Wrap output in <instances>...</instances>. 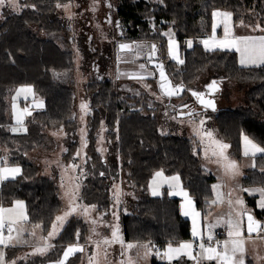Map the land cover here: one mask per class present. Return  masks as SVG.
I'll use <instances>...</instances> for the list:
<instances>
[{
	"label": "trees",
	"instance_id": "1",
	"mask_svg": "<svg viewBox=\"0 0 264 264\" xmlns=\"http://www.w3.org/2000/svg\"><path fill=\"white\" fill-rule=\"evenodd\" d=\"M70 0H21L22 10L12 12L5 7L0 19V145L10 149L9 163L23 169V177L0 187V204L23 200L29 224H41L47 233L63 208L59 185L55 178L43 175L39 164L27 155L36 148L54 149L55 141L49 130L63 129L67 133L65 162L76 159L78 149L77 121L72 118L74 88L61 73L70 76L75 69L67 23L59 16L57 4ZM34 6V7H33ZM228 10L235 22L264 23V0H119L116 15L121 20L125 41L155 43L158 57L166 64L174 84L181 81L192 87L198 76L207 70L218 72L210 80H231L249 85L246 102L238 107H220L213 112L220 136L231 145V152L242 158L241 132L264 145V65L243 67L235 51H206L202 45L187 48L190 38L210 35L214 10ZM172 29L185 63L178 65L167 55L166 30ZM51 35H54L53 37ZM209 80V81H210ZM31 85L44 102L42 109L30 106L32 115L26 119L27 132L13 133L14 126L8 99L12 88ZM86 98L91 101L88 117L87 162L81 199L95 204L106 218L111 215L114 201L112 184L122 173L136 187L138 196L130 202L131 212L121 208V224L128 241L149 242L165 246L191 236V221L181 214L180 202L164 193L153 196L147 187L158 170L178 174L183 187L194 197L196 207L206 217L214 198V177L206 172L200 154L194 151V140L160 131V122L148 104V96H125L109 78H93L85 86ZM105 122L107 156L98 151V135ZM257 167L242 179L243 186L264 187V157H256ZM103 173V175H101ZM24 177H27L26 179ZM254 200L253 197H251ZM248 199V200H249ZM264 222V211H254ZM87 241L88 223L72 216L55 239L54 250L34 257L25 264H39L60 259L67 244ZM8 249H6L7 252ZM8 256V254H7ZM81 253L72 256L67 264H75ZM152 264H167L153 258ZM19 264H24L20 262ZM173 264H192L184 259Z\"/></svg>",
	"mask_w": 264,
	"mask_h": 264
},
{
	"label": "snow or ice",
	"instance_id": "2",
	"mask_svg": "<svg viewBox=\"0 0 264 264\" xmlns=\"http://www.w3.org/2000/svg\"><path fill=\"white\" fill-rule=\"evenodd\" d=\"M6 0H0V7H3ZM7 3L12 7H18L16 0H7ZM34 7V6H33ZM57 7L68 8V5L57 4ZM111 7V5H109ZM212 17L214 23L212 25V35L200 41L206 51H216V50H235L239 53V63L242 66H261L264 65V35L260 36H238L234 34L233 31V13L230 11L214 10L212 12ZM71 18V17H69ZM109 23L111 21L109 20ZM117 27H120L117 21ZM223 25L224 35L222 38H217L216 28ZM240 25L244 26L243 20L240 21ZM259 30L264 32V27L258 23L254 26L253 31ZM163 35L168 37L167 40V55L171 60H174L178 65H183L185 60L182 58L180 53V45L176 41L174 33L171 31L163 33ZM187 47H193V41H186ZM119 50L121 53H131L133 56L132 61L139 59L142 55L145 56L149 63L153 64L154 71H148L146 64H140L139 68L141 72L130 75L129 78L136 79L138 81H145L150 76H156L158 73V86L161 90V94L168 98L173 96H179L186 90V86L183 81L179 84H174L173 80L170 78L169 74L166 72L165 63L158 57L159 47L153 44L146 43H120ZM118 60L123 58L118 54ZM219 81H212L206 87L208 92L191 91L192 96H194L197 102L206 111L211 109L213 112L217 110L216 101L214 98L215 93L219 92ZM145 88H151V85L144 84ZM155 95V93H153ZM35 92L31 85L21 86L16 90V95L14 100L23 96L27 99L29 96L34 98V107L37 109H42L44 107V102L42 99H35ZM158 99L160 97H157ZM81 111L87 114L88 105L86 103L81 104ZM13 115L15 118V126H10L9 131L13 133L27 132L28 129L24 123L25 116L32 115L29 107H24L20 109L16 103H13ZM173 108L175 106L173 105ZM183 108H189V111L184 113L181 112L179 115L190 117V123L195 124L196 118L201 116L200 112L195 109H191L189 105H183ZM167 114V113H166ZM84 117L81 116L83 121ZM172 119H176L175 116ZM207 119L210 117L199 119L198 125L194 127V135L198 137L200 144L204 145V156L205 159L212 160L215 158L214 162L218 163L224 170L226 175L233 178L243 175L240 170V165L236 160L232 159L228 154V149L231 147L230 144L218 139L214 134L213 130L205 129ZM62 131V129H61ZM84 130L82 129V132ZM56 135V133H53ZM241 138L243 142V155L249 158L252 162L248 167H257L256 157L258 155L264 157V145L257 142L254 138L241 132ZM83 147L87 146L86 140L82 136ZM66 151V149H65ZM80 152H77V156ZM73 171H75L79 165L72 164L69 166ZM261 172H264V166L260 168ZM81 175L83 172L81 171ZM103 175V173H101ZM23 177V169L18 164H10L7 159L0 158V186H3L6 182H15L18 178ZM25 179L27 177H24ZM75 180H79V177H75ZM167 185L170 196H181L183 197V203L181 204L182 214L184 216H190L192 219V230L191 235L193 237L192 241L189 242H179L174 244L173 242H168L165 249L161 251L156 248L151 241L145 244H134L131 242H125L122 234L120 233L119 225L111 226V237L104 238L102 242H95L96 247L99 249L101 245L111 246L112 244H119L122 248L121 255L126 257V260H121L119 264H137V261L132 257L128 256V252L133 248L143 249V254L140 256L141 259L147 261L150 257L156 256L161 260H166L167 264H173V262H180L184 259L192 260L194 264H205V262H215V264H246V253L248 244H256L257 242L264 244V222L258 220L253 210L248 209L245 206L244 200L237 197L233 202L231 199L228 200L230 206L233 203L239 206V211L235 214L229 213L228 219L225 221L227 225V239L223 241L216 240L213 234V229L221 222L219 219L216 224L207 225V239L205 240V233L202 230L200 224L201 213L195 208L193 198L184 189L180 176L174 175L171 177L164 176L163 170L157 171L154 174V178L149 185L151 194L153 196H162L161 188ZM80 184L74 183L71 188L64 192V196L68 200L67 210L63 211L61 215H57L55 220L52 222L51 229L47 232V235L41 238V243L38 246L33 247V251L28 254L32 256H45L49 250L53 249L55 245L52 244V240L56 238L63 229L64 225L67 223L68 218L76 215H88L90 210L95 209V205L84 206L77 201L80 198L79 190ZM61 187H65L63 178L61 182ZM221 185H213V191L216 192V198L211 201L212 204L223 203V193L220 192ZM114 199L117 203H120V196L122 191L118 185H114ZM244 192L249 193V195L259 194V200L257 201V208L264 211V187L260 188H242ZM231 194L229 193V196ZM82 209V211H80ZM115 215V213H114ZM118 220L119 217L117 216ZM29 221V216L26 211V206L24 201L15 200L12 205L5 207L0 204V264H16L15 260L8 261L6 259V253L4 249L15 247L17 244L28 243L27 240L22 238L23 233L26 231L24 224ZM91 223L95 225L96 220H92ZM34 229L41 228L39 223L33 226ZM95 232V228L92 229ZM32 236L36 233L33 230L31 232ZM80 233H76V243L69 244L63 250L62 257L58 259L55 264H67L69 258L78 252H84V245L79 244ZM105 256H107V249H104ZM99 253L94 254L89 257V264H98L96 257ZM137 255H140L138 252ZM26 257H20L19 259H25ZM257 260H264V256H257Z\"/></svg>",
	"mask_w": 264,
	"mask_h": 264
},
{
	"label": "rangeland",
	"instance_id": "3",
	"mask_svg": "<svg viewBox=\"0 0 264 264\" xmlns=\"http://www.w3.org/2000/svg\"><path fill=\"white\" fill-rule=\"evenodd\" d=\"M18 7H12L6 3L3 7H0V19L3 17V10L5 7L9 8L12 12H20L22 10V3L21 0H16ZM60 5H68V8L65 7H57V13L60 17L64 19L67 23L68 28L71 29L70 33V40H71V48L75 55V69L71 73L70 76L64 75L65 72L61 73L60 76L63 78L66 77V80L71 82L74 88V110L72 118L77 121V135H78V149L77 152H80V155L77 156L76 152V159L71 162H65L63 160V155L67 151V133L62 129H53L49 130L48 133L52 135L56 144H54V149L52 151H48L42 148H36L35 150L29 152L27 155L29 159L33 162L39 164L41 168V173L43 175L55 178L59 185V194L61 196L63 202V208L59 212L58 215H61L63 211L67 210L68 200L64 196V192L71 188L74 183H79L80 190L82 187V183L84 181V171H85V164L87 162V135H88V117L91 111V101L89 98H86V91L85 86L88 82H90L93 78H109L112 79L115 84L116 88L122 93L121 97L124 98L125 96H148V104L156 105L159 103V109L152 110V114L157 116L160 122V131L164 134H175L182 137H187L194 140V151L196 154H200L202 164L208 174L214 176V185H221L220 192L223 193V203L212 204L211 205V213L209 217H213V221L211 224H216L217 220L219 219L221 222L217 225H223L225 221L228 219V214L233 213L235 214L236 211H239V206L233 203L232 206L228 204V200L231 199L233 202L236 200L237 197H240V192L237 190L242 189L240 177L237 176L235 178H230V185L234 189L233 197L227 199V193L225 191V183L226 179L229 176L221 175L220 168H222L218 163H215V158L212 160L205 159L204 156V145L200 144L198 137L194 135V127L198 125L199 119L210 117L207 119L206 124L204 125L205 129L213 130L214 134L218 139L223 140L226 142L219 134L217 127L214 121V114L211 110H201L197 111L200 112L202 115L196 118V123H190V117L188 116H178L175 111H173V105L175 109L178 105L184 104L190 100L193 96L191 93L186 90L183 96L168 98L161 94L160 88L158 86L157 76H150L145 81H138L136 79L129 78L130 75L136 74L141 72L139 68L140 64H146L148 71H154V67L150 66L149 62L142 55L139 59H135V62H128L132 61L133 56L131 53H121L119 50L120 43H131L130 41H125L122 38V35L125 32L124 26L116 15L117 8L119 5V0H70L65 4ZM111 5V7H109ZM71 17V18H69ZM109 20L111 23H109ZM119 22L120 27H117V23ZM171 31L172 29L166 30V32ZM52 37L54 35H51ZM175 36V35H174ZM168 38V37H167ZM138 43H146L151 44L148 41H133ZM118 54L123 58L122 60H118ZM183 54V52H182ZM161 60V58H159ZM220 75L218 72L207 70L204 73H201L196 82L192 85V87H187V89H197L202 90L205 86L211 81L210 79L213 76ZM210 80V81H209ZM144 84L151 85V88H145ZM24 86V85H21ZM21 86L14 87L11 89L8 99L10 101V113L12 115L13 121L15 122V118L13 115V103H16L20 109L24 107H29L31 101L34 99L32 96H29L25 99L23 96L19 97L18 99L14 100L13 98L16 95V90L19 89ZM219 92L215 93L214 96L216 101L218 102V107H238L240 105H244L246 102V92L250 88L249 85L238 84L234 81L229 80H222L220 85ZM35 92V90H34ZM155 93V95L153 94ZM35 98L40 99L37 93L35 92ZM157 97H160L159 99ZM86 103L88 105V111L85 115L84 112L81 111V104ZM199 107V106H198ZM218 108V109H219ZM218 111V110H217ZM167 113V114H166ZM81 116L84 117L83 121L81 120ZM175 116L176 119H172ZM26 118V116H25ZM24 118V121H25ZM15 126V125H14ZM82 129L84 130L82 132ZM106 131L107 126L106 123H102V127L100 129L98 135V151L107 156L109 153L107 139H106ZM56 133V135H53ZM86 140L87 146L83 147V141ZM228 143V142H226ZM229 144V143H228ZM242 153H243V143L241 144ZM231 148V147H230ZM230 148L227 150L229 156L236 160L234 154L231 152ZM5 151L3 152V156L5 159L8 160L7 157L12 155L10 149L4 148ZM66 149V151H65ZM6 152V153H5ZM3 157V158H4ZM237 163H239L237 161ZM72 164L79 165V167L73 171L69 166ZM219 167V169H218ZM81 171L83 175H81ZM160 171V170H159ZM156 173V172H155ZM154 173V174H155ZM164 175L172 176V174H167L163 171ZM178 175V174H174ZM75 177H79V180H75ZM63 182L65 187H61V182ZM128 177L125 173H122V177L115 181L112 184V196L114 197V185H118L122 191V195L120 196V203H117L114 199L112 208H111V215L109 218H106L102 212L97 209V206L92 203H88L82 199H79L77 203L84 205V206H91L95 205L94 210H90L88 215H81L76 214L73 216L82 217L89 226L90 232L89 237L90 239L94 240L95 242H102L104 238L111 237V226L118 224L120 233L124 236L123 227L121 224V208H123L125 213L131 212V205L130 202L135 200L138 196L136 187L130 182ZM154 175L152 176L150 183L152 182ZM149 183V185H150ZM147 187L148 191L151 190ZM79 190V196H80ZM81 198V196H80ZM216 198V192L215 197ZM212 199V200H214ZM244 200L245 206L248 209L255 211V207L253 203H250L245 199ZM23 201V200H22ZM10 205H6L8 207ZM27 211V210H26ZM82 211V209L80 210ZM115 213V215H114ZM119 217L117 220L116 217ZM72 218L69 217L68 219ZM92 220H96L97 223L93 225L91 223ZM207 225L210 224L208 218L206 220ZM33 224L32 226H34ZM41 225V224H40ZM27 226L28 223L24 224V228L26 231L23 233L22 238L27 240V246L23 243L17 244L19 249L15 251V249L8 248L6 253V259L8 261L15 260L16 264H19L21 260L27 261L32 255H28L33 251V247L38 246L41 243V238L46 236L47 233H44L41 228L34 229L32 227L31 232L34 230L36 235L32 236L29 234L26 236L27 233ZM42 226V225H41ZM227 227L226 225H223ZM95 228V232L92 229ZM59 236V235H58ZM56 236V238L58 237ZM55 238V239H56ZM54 240L51 242L54 243ZM84 245L85 251L82 252V261L81 264H89V257L93 256L96 253L99 255L96 257L98 264H119L121 260H126L125 256L121 255L122 248L119 244L117 245H101V248L96 247V243ZM179 242H189L187 240H181ZM178 242V243H179ZM175 244V243H174ZM21 246V247H20ZM159 246V245H158ZM157 247V246H156ZM107 249V256H105L104 249ZM162 251V248L160 249ZM50 252V250H49ZM48 252V253H49ZM140 255H137V253ZM8 254V257H7ZM143 254V249L139 250L138 248H133L128 252V256H132L136 261L137 264H152L153 257H150L147 261H144L140 258ZM20 257H26L25 259H19ZM62 257V256H61ZM60 257V258H61ZM155 257V256H154ZM161 262L166 260H161L160 258L156 257ZM59 259V258H58ZM56 259V261L58 260Z\"/></svg>",
	"mask_w": 264,
	"mask_h": 264
},
{
	"label": "crops",
	"instance_id": "4",
	"mask_svg": "<svg viewBox=\"0 0 264 264\" xmlns=\"http://www.w3.org/2000/svg\"><path fill=\"white\" fill-rule=\"evenodd\" d=\"M217 10H221V9H217ZM222 11H226V10H222ZM228 11V10H227ZM231 12V11H230ZM260 19L261 18H259V17H257V21L256 22H251V23H246V22H244V26H241L240 25V22H235V20H234V16L232 17V21H233V31H234V34L235 35H238V36H247V35H251V36H260V35H264V32H261V31H259V30H255V31H253V28H254V26L256 25V24H260L261 25V27H264V23L262 22V21H260ZM213 23H214V19H213ZM212 35V32H211V34L210 35H207V36H201V37H197V38H190V39H188V40H192L193 41V47H194V45H202L203 47H204V45L200 42V41H202V40H204V39H207V38H209L210 36ZM223 35H224V32H223V25H220L219 27H217L216 28V36H217V38L219 39V38H222L223 37ZM176 39V38H175ZM187 40V41H188ZM176 41H177V39H176ZM178 43H179V41H177ZM192 47V48H193ZM188 48V47H187ZM189 49H191V48H189ZM231 51H235V50H231ZM236 52V51H235ZM180 53H181V56H182V58L184 59V57H183V54H182V51L180 50ZM237 54H238V60H239V53L238 52H236ZM240 64V63H239ZM241 65V64H240ZM243 67H252V66H243ZM36 99V98H35ZM37 100H39V99H37ZM32 105H34V99L31 101V103H30V105H29V107L30 106H32ZM27 117L28 116H26V118H25V121H24V123H26V119H27ZM13 119V118H12ZM14 122V121H13ZM15 123V122H14ZM15 125V124H14ZM61 131V130H60ZM243 142H242V139H241V144H242ZM230 150H231V148H230ZM241 150H242V148H241ZM5 151V149L3 148V147H1V145H0V158H3L4 156H3V152ZM6 153V152H5ZM8 158V160H9V157H7ZM235 158L237 159V161L239 162L238 164L240 165V170H241V172L243 173V175H240L239 177V179L241 180V184H242V179H243V177L247 174V172L249 171V170H252V169H254V168H251V167H248V165L249 164H251V160L249 159V158H246L244 155H243V153H242V158H237L236 156H235ZM4 159H5V157H4ZM9 162V161H8ZM10 164H12V163H10ZM204 167V166H203ZM205 169V168H204ZM218 169H219V167H218ZM206 170V169H205ZM220 170V172H221V175H223V176H229V175H226L225 174V172H224V170H223V168H220L219 169ZM159 171V170H158ZM157 172V171H156ZM207 172V171H206ZM208 173V172H207ZM168 174V173H167ZM164 176H166V177H171V176H169V175H164ZM172 176H174V174H172ZM211 176H213V175H211ZM214 177V176H213ZM230 178H231V176H229V178L228 179H226V183H225V191H226V193H227V199H229V198H231V197H233V192H234V189L231 187V185H230ZM215 179V178H214ZM180 180H181V178H180ZM150 183V182H149ZM181 183H182V180H181ZM183 185V184H182ZM213 185H214V182H213ZM1 187V186H0ZM261 187H263V186H261ZM241 188H247V189H252V188H260V186L259 185H250V186H243L242 185V187ZM188 193H189V191L186 189V188H184ZM161 192L164 194V193H167V195H168V191H169V189H168V187H167V185H164L161 189ZM237 190L240 192V196H241V198H245V199H247V201L248 202H250V203H253V205H254V207H255V209L257 208V201L259 200V194L257 193V194H254V195H249V193H247V192H244V191H242L241 189L239 190V187H237ZM214 192V191H213ZM229 193L231 194L230 196H229ZM190 194V193H189ZM168 196H170V195H168ZM190 196L193 198V201H194V205H195V208H196V210L198 211V212H200L201 213V211L196 207V203H195V200H194V197L190 194ZM170 197H172V198H177L178 200H179V202H180V209H181V204L183 203V197H181V196H170ZM214 197H215V192H214ZM251 197H253L254 198V200H250V199H252ZM250 198V199H249ZM214 199V198H213ZM249 199V200H248ZM17 200V199H16ZM25 203V202H24ZM10 206L12 205V204H9ZM25 206H26V204H25ZM9 207V206H8ZM258 209V208H257ZM27 210V209H26ZM211 205H210V212H209V214L206 216V217H204V216H202V214H201V217H200V224H201V227H202V230L204 231V233H206L207 232V223H206V220H207V218H208V221L210 222V224L212 223V221H213V217H209V215H210V213H211ZM258 210H260V209H258ZM262 211V210H261ZM254 213V212H253ZM181 214H182V210H181ZM183 215V214H182ZM184 216V215H183ZM184 217H187V218H189L190 219V221H191V230H192V219H191V217L190 216H184ZM69 220V219H68ZM29 224V223H28ZM223 225H226V223H223ZM223 225H220V226H217V227H215L213 230H215V229H223L224 231H225V239H227V227H225V226H223ZM65 226V225H64ZM227 226V225H226ZM32 224H29V226H27V233L25 234L26 236H28L29 234H31V229H32ZM41 229H42V226H41ZM51 229V228H50ZM43 230V229H42ZM62 231V230H61ZM89 232H90V229H89ZM89 234V233H88ZM87 234V241L86 242H79V244H81V245H87V244H93L95 241L94 240H92V239H90V237H89V235ZM123 238H124V240H125V242L127 243V242H131V243H134V244H137V245H139V244H145V243H148V242H138V241H128V240H126L125 239V236H123ZM183 240H187V241H192L193 240V237H192V235L189 237V238H187V239H183ZM170 242V241H169ZM171 242H173V241H171ZM173 243H178V242H173ZM24 244V243H23ZM53 245H55V241H54V243H52ZM72 244V243H71ZM152 244H154V243H152ZM25 246H27V244H24ZM67 245H69V244H67ZM66 245V246H67ZM112 245H117V244H112ZM155 246H158L157 244H154ZM166 245H167V243H166ZM166 245L165 246H160L159 245V247H160V249L162 248V251L165 249V247H166ZM66 246L64 247V249L66 248ZM21 247V246H20ZM8 249V248H7ZM10 249H15V251L16 250H18L19 249V246H15V247H10ZM139 250H141L140 248H138ZM51 250H54V248L53 249H51ZM50 250V251H51ZM4 251L6 252V249H4ZM78 253H81V257L78 259V261L75 263V264H81V261H82V255H83V253L82 252H78ZM48 254V253H47ZM62 254H63V252L61 253V256H62ZM77 254V253H76ZM75 254V255H76ZM264 256V244H261V243H259V242H257L256 244H248L247 245V253H246V257H245V259H246V264H264V260H257V256ZM60 256V257H61ZM74 256V255H73ZM8 257V256H7ZM34 257H38V256H33V257H31L29 260H27V261H24V260H21V261H19V262H22V263H27L28 261H30L32 258H34ZM39 257H41V256H39ZM72 257V256H71ZM70 257V258H71ZM69 258V259H70ZM55 262H56V260H51V261H47V262H41V263H39V264H55ZM68 262V261H67ZM164 262H167V261H164ZM191 263L192 264H194V262L191 260ZM74 264V263H73ZM205 264H215V262H205Z\"/></svg>",
	"mask_w": 264,
	"mask_h": 264
},
{
	"label": "water",
	"instance_id": "5",
	"mask_svg": "<svg viewBox=\"0 0 264 264\" xmlns=\"http://www.w3.org/2000/svg\"><path fill=\"white\" fill-rule=\"evenodd\" d=\"M164 62V61H163ZM165 63V62H164ZM150 64V66H153V64L152 63H149ZM165 69H166V72L168 73V71H167V67H166V64H165ZM169 74V73H168ZM157 81H158V79H159V76H158V73H157ZM170 76V75H169ZM170 78H171V76H170ZM172 79V78H171ZM215 79H212L209 83H211L212 81H214ZM215 81H218V80H215ZM174 83V82H173ZM208 83V84H209ZM207 84V85H208ZM185 85V84H184ZM206 85V86H207ZM220 83H219V87H220ZM186 86V85H185ZM205 86V88H204V90L202 91V90H197V89H192V88H190L191 90H194V91H200V92H205V93H207L208 92V89H207V87ZM186 90H187V88H186ZM185 90V91H186ZM161 91V90H160ZM185 91L183 92V93H181L179 96H173V97H171V98H174V97H180V96H183L184 95V93H185ZM190 93H191V91H189ZM192 95V94H191ZM193 98H194V100H195V103L196 104H198V108H191V109H195L196 111H201V110H203V108H202V106L197 102V100H196V98L193 96ZM212 98H214L215 99V101H216V98H215V96H213ZM183 105H185V104H183ZM183 105H181V106H179L177 109L179 110L178 112H177V115L178 116H181V115H179V113H181V112H184V113H186V112H188L189 111V108H183ZM188 105V104H187ZM195 105V104H194ZM216 108H217V110H218V102L216 101ZM208 110H211V109H208ZM217 110L215 111V112H217ZM212 111V110H211ZM186 116V115H185ZM255 215V214H254ZM255 217L258 219V220H260L261 221V219L260 218H258L256 215H255Z\"/></svg>",
	"mask_w": 264,
	"mask_h": 264
},
{
	"label": "built area",
	"instance_id": "6",
	"mask_svg": "<svg viewBox=\"0 0 264 264\" xmlns=\"http://www.w3.org/2000/svg\"><path fill=\"white\" fill-rule=\"evenodd\" d=\"M213 231V234H214V237L216 240H219V241H223L225 240V231L223 229H215V230H212ZM207 232L205 233V240L207 239ZM156 248H159V246H157Z\"/></svg>",
	"mask_w": 264,
	"mask_h": 264
},
{
	"label": "flooded vegetation",
	"instance_id": "7",
	"mask_svg": "<svg viewBox=\"0 0 264 264\" xmlns=\"http://www.w3.org/2000/svg\"><path fill=\"white\" fill-rule=\"evenodd\" d=\"M204 90V89H203ZM184 104H188L190 106V108H198V104L195 103L194 98L192 97L190 100H188L187 102H184ZM195 104V105H194ZM183 105V104H181ZM181 105H178L177 108ZM173 108V111H175V113H177L179 110L178 109Z\"/></svg>",
	"mask_w": 264,
	"mask_h": 264
}]
</instances>
